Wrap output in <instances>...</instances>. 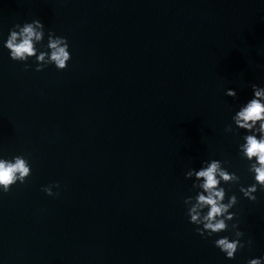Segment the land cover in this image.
<instances>
[{"label": "water", "instance_id": "obj_1", "mask_svg": "<svg viewBox=\"0 0 264 264\" xmlns=\"http://www.w3.org/2000/svg\"><path fill=\"white\" fill-rule=\"evenodd\" d=\"M33 18L67 37L71 59L36 71L0 47V156L31 164L0 194V264H245L264 253V192L249 201L231 188L251 240L234 259L194 231L182 203L183 173L200 160H227L251 182L243 130L225 126L264 85V0H0V40Z\"/></svg>", "mask_w": 264, "mask_h": 264}, {"label": "clouds", "instance_id": "obj_2", "mask_svg": "<svg viewBox=\"0 0 264 264\" xmlns=\"http://www.w3.org/2000/svg\"><path fill=\"white\" fill-rule=\"evenodd\" d=\"M0 47L7 50L11 60L22 62L25 69L31 63L36 71L50 64L63 70L71 59L67 37L45 29L38 18L14 23L0 40ZM250 88V97L238 103L225 131L243 130L236 149L237 155L247 161L246 171L251 182L241 183V177L230 170L228 161L218 158L200 160L199 167H189L183 173L185 179H191V194L182 201L187 220L196 226L194 231L201 237L215 236L212 244L225 259H234L238 250L251 244L250 239H242L244 233L234 219L236 213L231 210L237 204L232 186L249 201H256L258 191L264 192V85L252 83ZM224 94L235 98L236 90L226 88ZM30 175L31 164L24 154L0 156V194L7 193L14 184H23ZM58 187L54 181L42 185L41 190L52 196L56 194L53 188ZM222 232L227 234L219 235ZM245 264H264V253L247 258Z\"/></svg>", "mask_w": 264, "mask_h": 264}]
</instances>
